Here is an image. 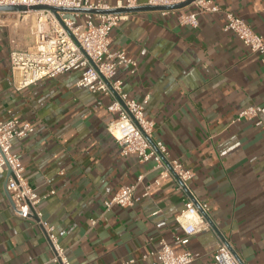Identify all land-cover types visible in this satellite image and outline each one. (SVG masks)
<instances>
[{
	"label": "crops",
	"instance_id": "1",
	"mask_svg": "<svg viewBox=\"0 0 264 264\" xmlns=\"http://www.w3.org/2000/svg\"><path fill=\"white\" fill-rule=\"evenodd\" d=\"M216 4L222 10L199 16L196 29L180 26L175 15L136 11L112 32V49L138 62L135 74L120 69L116 79L130 99L146 101L153 141H162L171 158L194 172L187 193L169 179L143 197L159 171L121 155L107 132L114 120L108 110L112 97L78 87L79 72L19 90L10 54L15 45L32 49L33 39L19 14L0 27V122L34 125L33 134L14 140L13 152L31 186L47 196L38 210L55 226L71 264H154L150 254L162 240L176 254H198L193 264H214L220 243L242 264H264V121L235 122L246 108L264 106V67L257 54L223 31L231 12L264 35V0ZM177 11L196 13L197 7ZM9 176L0 173V264H44L53 250L36 218L15 214ZM128 186H136L140 200L107 210L106 202ZM189 195L209 206L216 229L183 245L176 217Z\"/></svg>",
	"mask_w": 264,
	"mask_h": 264
},
{
	"label": "built area",
	"instance_id": "2",
	"mask_svg": "<svg viewBox=\"0 0 264 264\" xmlns=\"http://www.w3.org/2000/svg\"><path fill=\"white\" fill-rule=\"evenodd\" d=\"M189 0H0V7L23 6L25 12H0V27L6 25L13 14H19L28 24L29 35L33 39L32 49H22L15 45L10 54L12 69L19 74L18 89L25 90L45 79H54L72 72H79L77 86L91 93H103L112 97L108 107L114 120L108 125L107 132L121 148L124 157L133 156L140 163L152 164L159 171L153 184L146 187L143 197L150 196L160 188L164 181L172 179L178 183L182 192L189 191V183L195 177L191 170L183 167L171 155L162 141L151 142L155 123L145 116V102H136L124 92L123 83L116 79L120 69H128L132 74L138 70V62L123 50L112 49V32L121 21L127 20L126 13H102L118 9H133L144 6H173ZM143 2V3H142ZM196 13L177 14V10L160 11L162 16L175 15L183 27L198 28L199 16L219 13L222 9L216 0H195ZM48 6L58 9L95 10L98 13H69L49 9H34ZM225 33H232L254 54L259 56L264 67V35H259L242 18L231 12L226 14ZM256 120L257 126L264 121V106H250L239 113L236 121ZM34 125L19 120L0 122V173H10L7 190L10 193L13 210L22 219L36 218L37 224L45 231L53 250V257L44 264H71L67 250L62 246L56 228L43 218L38 210L47 196L38 194L25 177V167L19 156L13 152V142L23 140L33 134ZM143 176L139 178V181ZM136 186L120 188L114 197L106 202L107 210L114 206L128 208L140 200L135 196ZM52 192L51 194H53ZM209 206L198 202L192 196L185 201V208L178 214L176 221L185 234L178 243L187 245L190 238L212 230L206 219ZM154 264H193L196 253L186 251L176 254L165 240L150 254ZM145 256L144 258H147ZM124 264H137L131 259ZM214 264H241L231 248L218 244L214 254Z\"/></svg>",
	"mask_w": 264,
	"mask_h": 264
},
{
	"label": "water",
	"instance_id": "3",
	"mask_svg": "<svg viewBox=\"0 0 264 264\" xmlns=\"http://www.w3.org/2000/svg\"><path fill=\"white\" fill-rule=\"evenodd\" d=\"M194 1L195 0H189V1L185 2V3H181V4L173 5V6H165V7H160V6H141V7H137V8H133V9H118V10H112V11H109V12H102V13L119 14V13H131V12H136V11H170V10H178V9H182V8L192 4ZM34 9H49L52 12H54L55 14H57L58 11L69 12V13H74V12H78V13H98L95 10H87V9H83V10L58 9V8L48 7V6H39V7H35ZM27 10L28 9L26 7H23V6L0 7V12H16V13H20V12H25ZM151 142L153 143V140H151ZM186 191L188 192V189H186ZM205 217L210 222V224L212 225V228L216 229L215 225L213 224V222L209 218V215L205 214ZM232 251L235 254V256L237 257V259L240 261L239 257L234 252V250H232Z\"/></svg>",
	"mask_w": 264,
	"mask_h": 264
}]
</instances>
